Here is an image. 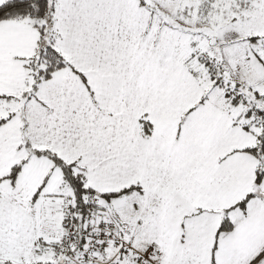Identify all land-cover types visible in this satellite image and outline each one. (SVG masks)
<instances>
[{"label": "snow or ice", "instance_id": "snow-or-ice-1", "mask_svg": "<svg viewBox=\"0 0 264 264\" xmlns=\"http://www.w3.org/2000/svg\"><path fill=\"white\" fill-rule=\"evenodd\" d=\"M0 264H264V0H0Z\"/></svg>", "mask_w": 264, "mask_h": 264}]
</instances>
